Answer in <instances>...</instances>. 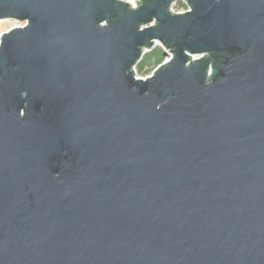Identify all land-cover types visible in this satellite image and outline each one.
Instances as JSON below:
<instances>
[{"label":"water","instance_id":"95a60500","mask_svg":"<svg viewBox=\"0 0 264 264\" xmlns=\"http://www.w3.org/2000/svg\"><path fill=\"white\" fill-rule=\"evenodd\" d=\"M130 1L0 0V264H264V0Z\"/></svg>","mask_w":264,"mask_h":264},{"label":"trees","instance_id":"16d2710c","mask_svg":"<svg viewBox=\"0 0 264 264\" xmlns=\"http://www.w3.org/2000/svg\"><path fill=\"white\" fill-rule=\"evenodd\" d=\"M177 8L182 10L187 9V5L184 1L178 0L176 2ZM179 10V9H177ZM164 60L163 48L160 45H156L149 51L145 52L136 68L138 73L146 75L151 72V70L159 65Z\"/></svg>","mask_w":264,"mask_h":264},{"label":"rangeland","instance_id":"374dc122","mask_svg":"<svg viewBox=\"0 0 264 264\" xmlns=\"http://www.w3.org/2000/svg\"><path fill=\"white\" fill-rule=\"evenodd\" d=\"M177 9H179V10H177ZM173 11H182V9L181 8H177V6H176V3L174 4V6H173ZM24 24V22H19V21H15V20H1L0 21V35L3 33V32H5V31H7L8 29H10L12 26H14V25H23ZM167 57H169V55H167ZM166 57V58H167ZM165 58V57H164ZM153 70V69H152ZM151 70V71H152ZM137 73H138V71H137ZM149 74V73H148ZM138 75H140V76H144L143 74H140V73H138ZM147 75V74H146Z\"/></svg>","mask_w":264,"mask_h":264},{"label":"built area","instance_id":"2783aa9c","mask_svg":"<svg viewBox=\"0 0 264 264\" xmlns=\"http://www.w3.org/2000/svg\"><path fill=\"white\" fill-rule=\"evenodd\" d=\"M127 1H129L130 3H132L130 0H127ZM135 1H136V0H135ZM132 4L135 5V2L132 3ZM185 10H186V9H185ZM182 11H184V10H182ZM136 66H137V65L134 66L135 75H136V77H141V78H147L148 76H150L151 73H152V71L157 67V66L154 67L153 70H152L149 74L144 75V76H140V75H138V73H137V68H136Z\"/></svg>","mask_w":264,"mask_h":264}]
</instances>
